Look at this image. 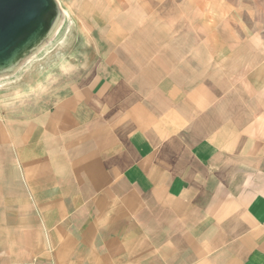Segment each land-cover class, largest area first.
Returning a JSON list of instances; mask_svg holds the SVG:
<instances>
[{"label": "crops", "instance_id": "crops-1", "mask_svg": "<svg viewBox=\"0 0 264 264\" xmlns=\"http://www.w3.org/2000/svg\"><path fill=\"white\" fill-rule=\"evenodd\" d=\"M60 1L103 65L0 113V264H264V39L210 0Z\"/></svg>", "mask_w": 264, "mask_h": 264}, {"label": "rangeland", "instance_id": "rangeland-1", "mask_svg": "<svg viewBox=\"0 0 264 264\" xmlns=\"http://www.w3.org/2000/svg\"><path fill=\"white\" fill-rule=\"evenodd\" d=\"M58 1L63 17L57 34L14 74L0 78V113L17 108L30 112L47 109L68 94L79 78L103 65L100 49H95L91 39L92 34L100 33L84 26L75 12ZM210 4L211 19L220 21L219 28L225 19L235 20L243 36L264 39V0H210ZM58 51L67 52L64 59L56 58Z\"/></svg>", "mask_w": 264, "mask_h": 264}, {"label": "water", "instance_id": "water-1", "mask_svg": "<svg viewBox=\"0 0 264 264\" xmlns=\"http://www.w3.org/2000/svg\"><path fill=\"white\" fill-rule=\"evenodd\" d=\"M62 17L58 0H0V78L40 53Z\"/></svg>", "mask_w": 264, "mask_h": 264}, {"label": "bare ground", "instance_id": "bare-ground-1", "mask_svg": "<svg viewBox=\"0 0 264 264\" xmlns=\"http://www.w3.org/2000/svg\"><path fill=\"white\" fill-rule=\"evenodd\" d=\"M67 52H65V51H58L57 53H56V58L57 59H64V57H65V54H66Z\"/></svg>", "mask_w": 264, "mask_h": 264}]
</instances>
